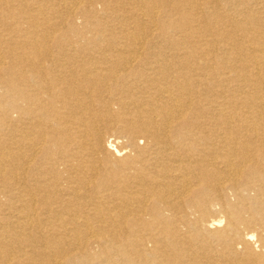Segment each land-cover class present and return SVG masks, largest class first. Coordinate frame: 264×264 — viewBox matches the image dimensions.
Here are the masks:
<instances>
[{"label":"bare ground","instance_id":"6f19581e","mask_svg":"<svg viewBox=\"0 0 264 264\" xmlns=\"http://www.w3.org/2000/svg\"><path fill=\"white\" fill-rule=\"evenodd\" d=\"M0 264H264V0H0Z\"/></svg>","mask_w":264,"mask_h":264}]
</instances>
